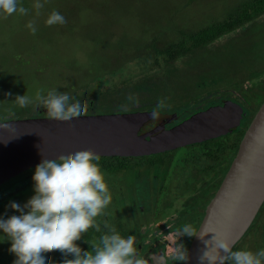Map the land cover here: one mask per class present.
Returning <instances> with one entry per match:
<instances>
[{
  "label": "rangeland",
  "instance_id": "obj_1",
  "mask_svg": "<svg viewBox=\"0 0 264 264\" xmlns=\"http://www.w3.org/2000/svg\"><path fill=\"white\" fill-rule=\"evenodd\" d=\"M248 1L41 0L44 7L37 15L33 7L36 0H20L29 9L28 15L0 12V121L28 118L44 108L36 104L21 108L15 102L17 95L34 99L39 89L45 95L51 89L66 92L72 102L87 100L90 114L154 107L166 98L167 111L183 113L187 118L194 110L213 105L208 103L220 94L240 97L255 111L264 102L262 8L229 33L191 48L177 59L179 62L156 66L155 71L144 70L140 75L135 73L141 68L130 62L139 55H154L156 49L182 39L190 44L189 36L194 32L229 19ZM53 10L60 12L67 23L47 25L45 21ZM29 21H35V34L26 27ZM122 65L125 67L120 69ZM129 96L139 102L129 101ZM210 144L207 147H213ZM207 149L194 145L189 149L192 154L180 147L152 157L131 158V163H156L122 171L113 182H107L104 173L112 201L95 219L109 225L122 223L137 232L139 239L144 232L152 231L149 224H166L177 217V222L189 223L195 229L202 207L221 178L222 167L206 170L209 160H214L204 154ZM154 169L162 172L159 188L152 182L156 178L150 177ZM34 172L31 168L0 186V217L20 214L9 204L16 202L23 207L35 194L34 181L29 180ZM263 210L244 239L264 243ZM83 239L82 235L76 243L81 244ZM90 242L98 240L91 237ZM10 247L11 241L0 229V264H13L16 259ZM237 250H241V244ZM52 253L57 257L62 252Z\"/></svg>",
  "mask_w": 264,
  "mask_h": 264
},
{
  "label": "water",
  "instance_id": "obj_2",
  "mask_svg": "<svg viewBox=\"0 0 264 264\" xmlns=\"http://www.w3.org/2000/svg\"><path fill=\"white\" fill-rule=\"evenodd\" d=\"M243 115L239 103L226 100L171 128L165 127L172 121L167 119L146 132L141 130L159 120L152 118V111L87 114L70 122L52 120L48 116L0 121L12 126L0 129V185L35 167L44 158L55 159L79 150L93 149L103 156H140L206 141L232 132L240 126ZM263 204L264 102L208 203L189 246V259L183 264H201L200 256L214 247L215 235L231 239L235 246L249 230ZM221 255H224L222 250Z\"/></svg>",
  "mask_w": 264,
  "mask_h": 264
},
{
  "label": "clouds",
  "instance_id": "obj_3",
  "mask_svg": "<svg viewBox=\"0 0 264 264\" xmlns=\"http://www.w3.org/2000/svg\"><path fill=\"white\" fill-rule=\"evenodd\" d=\"M46 2V0H45ZM33 7H44L41 0H36ZM0 12L6 15L19 13L28 15L29 9L22 6L20 0H0ZM45 23L49 26L67 23L65 17L53 10ZM35 34V21L26 25ZM128 100L138 103V98L129 96ZM66 92L51 89L44 94L43 89L36 92L35 98L17 95L15 102L21 107L36 104L47 109L49 119L70 122L73 118L86 116L89 110L87 100L81 102ZM168 105L166 98L159 100L152 111V118L159 117ZM12 127L8 122L0 123V129ZM101 155L93 149H84L69 154H61L55 159L44 158L36 165L32 177L35 194L23 205L10 202L9 206L19 215L7 219L0 217V229L11 241L9 251L16 259L13 264H46L44 253L59 250L66 257L61 264H149L136 243L137 236H122L114 226L105 222L107 232L96 243L90 242L91 251H84L76 243L82 235L95 228L101 231L96 219L112 201V194L105 181L101 165ZM172 228L171 225H169ZM177 240L181 236H195L194 227L185 223L177 228ZM175 243L165 257L171 261H187L188 250L181 243ZM214 247L200 256L201 264H264V249L256 252L247 249L233 250L234 243L222 235H215ZM221 250L224 255H221Z\"/></svg>",
  "mask_w": 264,
  "mask_h": 264
},
{
  "label": "flooded vegetation",
  "instance_id": "obj_4",
  "mask_svg": "<svg viewBox=\"0 0 264 264\" xmlns=\"http://www.w3.org/2000/svg\"><path fill=\"white\" fill-rule=\"evenodd\" d=\"M226 100H233L237 103H239L242 107H243V110H244V115H243V118L244 116L248 113V111H246L247 109V106L248 104L245 102V100H242L240 97H220V95H218L217 97L214 98V101L215 104L211 105V106H217V105H222ZM242 100V101H240ZM247 105V106H245ZM209 106V107H211ZM261 106V105H260ZM207 107V108H209ZM250 108V106H248ZM155 108L152 107L150 109H145V110H134V111H153V109ZM207 108H202L201 110H205ZM260 108V107H259ZM201 110H198V111H201ZM250 110H252L250 108ZM47 109L45 108H41V109H38L37 111H33V114H31L30 117H39V116H47ZM198 111H195V112H192L193 114L197 113ZM258 111V110H257ZM256 111V112H257ZM92 112V111H90ZM114 112H130V111H124V110H117V111H114ZM133 112V111H131ZM162 114L159 115V117H157L159 120L157 121H153L151 122L149 125H147L145 128H143L141 130V132H146V131H149V130H152L156 127V125L162 120H167V119H172L171 122L167 123L165 125L166 128H171L173 127L174 125L182 122L184 119L186 118H183V113H180V112H173V111H167V109L165 108L164 110L161 111ZM87 114H90V113H87ZM192 115V114H191ZM190 115V116H191ZM188 118V117H187ZM243 118H242V121H243ZM242 121H241V124H242ZM240 124V126H241ZM238 128V127H237ZM248 128V127H247ZM236 129V128H235ZM234 129V130H235ZM233 130V131H234ZM247 130V129H246ZM245 130V132H246ZM232 131V132H233ZM231 133V132H229ZM228 134V133H227ZM245 134V133H244ZM226 135V134H225ZM224 136V135H222ZM222 136H219V137H216V138H220ZM244 136V135H243ZM216 138H212V139H208L206 141H209V140H213V139H216ZM242 140V139H241ZM206 141H202V142H206ZM202 142H197V143H202ZM241 142V141H240ZM197 143H192V144H187L185 146H182L181 148L185 147L187 151L186 154H192L191 152H189V149L190 148H193L194 145H196ZM211 142H209L210 144ZM213 144V142L211 143ZM210 144V145H211ZM239 146H240V143H239ZM239 146H238V149H239ZM180 148V147H178ZM176 149V148H175ZM173 150V149H171ZM168 151V150H166ZM166 151H162V152H166ZM238 152V150H237ZM236 152V154H237ZM159 154L161 152H158ZM158 153H152V154H148V155H140V156H123V155H109V156H121V157H128L127 159H123V160H117L116 162L118 163L117 164V167L114 166L113 169H106V168H101L103 174L105 173L106 174V181L107 182H113L115 181L119 176V173L122 172V171H125V172H129L132 170V167L135 166L134 168H141V167H144V166H149V162H137V163H131L130 162V159L131 157L132 158H139V157H152L153 155H157ZM235 154V156H236ZM103 156V155H101ZM107 156V155H105ZM234 156V158H235ZM186 156L184 155V158ZM196 158V157H194ZM233 158V160H234ZM222 163L226 164V162H228V159L227 157L223 158L222 159ZM232 160V161H233ZM209 161H212V160H209ZM125 163V166H123L121 163ZM214 162H215V159H214ZM232 163V162H231ZM207 164V163H206ZM209 164H212V163H209L208 162V166L206 168V170L208 172H210L211 170H214L215 168L217 167H220L219 165L217 166H212L211 168H209ZM121 165V167H119ZM231 165V164H230ZM36 167V166H35ZM35 167H32V168H35ZM31 169V168H30ZM28 169V170H30ZM229 170V169H228ZM27 171V170H26ZM25 172V171H24ZM207 172V173H208ZM23 173V172H22ZM22 173L18 174L17 176L19 175H22ZM104 174V175H105ZM162 176V172H158L157 170L154 169V172L152 174H150V177H152V179H154V177L156 178L155 181H152V182H156V186L159 188L160 187V177ZM16 177V176H15ZM32 177L33 175L29 178V180H32ZM14 178V177H13ZM11 180V179H10ZM10 180L6 181L5 183L9 182ZM182 180V179H180ZM180 180L178 182V185L180 183ZM5 183H3L2 185H4ZM10 184V183H9ZM0 185V186H2ZM8 185V184H7ZM9 187V186H7ZM152 187L154 188V185L152 184ZM157 190V189H156ZM156 199V198H155ZM210 201H208L209 203ZM208 205V204H207ZM207 207V206H206ZM264 207V204L262 206V208ZM146 208V207H145ZM261 208V210H262ZM12 210V209H10ZM206 210V209H205ZM260 210V212H261ZM13 212V211H12ZM18 212V211H17ZM259 212V214H260ZM16 214V212H14ZM200 215V214H199ZM179 217H181V214L179 213ZM97 223H99L100 225V228H101V231L100 232H97L95 230V228H90L88 232L84 233L83 234V242L81 244H79V246L81 247L82 250L84 251H89V248L92 246L90 244V239L91 237H96V239L99 241L100 237L104 234V232H107L108 231V228L105 226V223H100L99 222V219L96 220ZM178 221V217L177 218H173L172 222H167L166 224H163L162 222L160 223H151L148 225V228H151L152 231L150 232H144L143 233V239H139V235L137 232L133 231V230H128L127 228H125L122 223H119V222H112L111 223V226H114L117 231L122 235V236H128V235H135L137 236V243H136V247H137V250L138 252H140L146 259H148V262L149 264H183L184 261H171L170 258H167L165 257V259H163L164 257V254H165V251H170L174 246H175V243H176V240H177V233H176V229L181 227L184 222L180 223V222H177ZM199 221V216L198 218L196 219V222H195V225L196 223ZM114 223V224H113ZM113 224V225H112ZM200 224H201V221H200ZM121 225V226H120ZM169 225L172 226V228L169 227ZM143 226V225H142ZM200 226V225H199ZM252 227V225H251ZM250 227V228H251ZM199 228V227H198ZM197 228V229H198ZM250 228L249 230L246 232V234L243 236V238L234 246L233 250L236 251L237 250V246L238 244H241V249L244 248V249H247V250H251L253 252H256L260 249H264V243H263V240H260V241H254L253 238H251V241L250 240H246L244 239V237H247L248 234H250ZM196 227H195V230H197ZM150 229H145L144 231H149ZM252 237H254V235L252 234L251 235ZM194 236H192L191 239L188 238V236H181L179 237V239L177 240V243H181L185 246V248L188 250L189 249V246L191 244V241L193 239ZM250 237V236H249ZM90 245V247H89ZM258 245H261L262 247H259ZM89 247V248H87ZM58 256L55 257L53 255L52 252H48V253H44L45 255V258H46V264H61V262L64 260V259H73L74 256L72 255H68L67 257L63 254V253H57Z\"/></svg>",
  "mask_w": 264,
  "mask_h": 264
},
{
  "label": "trees",
  "instance_id": "obj_5",
  "mask_svg": "<svg viewBox=\"0 0 264 264\" xmlns=\"http://www.w3.org/2000/svg\"><path fill=\"white\" fill-rule=\"evenodd\" d=\"M260 8H262L264 10V0H250V1L246 2L241 7V11L238 10L235 13H232V16L229 19L214 22L211 25L203 27L201 30L194 32L191 36H189V38L191 39L190 44L187 43V40L182 39L179 42L168 44L165 48L156 49L154 55L147 54V55H139L138 57H135V59L131 60L130 62L133 63L134 66H139L141 68L137 73H135V75H140L142 73H145V72H143L144 70H146V72H149L151 69H153L155 71L156 66L159 67L160 65H167L173 61H178L177 59H179L185 52L189 51L191 48L200 46V45L205 44L207 42H211L214 39H216L217 37L222 36V35L226 34L227 32L229 33L235 27L242 24L245 20L250 19L253 15H255L256 12H258V10ZM124 67H125V65H122L120 67V69H123ZM128 74L133 75L130 72H128ZM108 79H110V77ZM220 97H226V95L220 94ZM227 97L230 98V96H227ZM213 101H214V99L211 102H209L208 105L209 104H215V102H213ZM240 101H242V100H240ZM245 102L248 104L247 101H245ZM150 108H152V107H149V106L146 107L145 106L142 108H138V110L139 109L145 110V109H150ZM200 109H202V108L200 107V108L194 110V112L198 111ZM258 109H259V107H258ZM258 109H256L255 111H252L249 108L248 113L243 118L241 126L236 128L233 132L228 133V134L220 137L219 140L213 139V140H209L206 142L196 144L202 148L203 147L208 148L204 152V154L209 156V157H214L213 159H215V162H214V160L210 161L209 163H212V164H209V168H211L212 166H217V165L222 167L221 172H220L221 178L216 185V191L212 194V196L210 197V199L208 201H211V199L213 198V196L217 192L219 186L221 185V182L223 181L228 169L230 168V164H231V162H232V160H233V158H234V156L238 150L239 143H240L241 139L243 138L245 130L249 126L250 122L252 121V119L255 116L256 111ZM124 111H130L131 112V111H134V109L124 110ZM88 113H90V112H88ZM231 137H233V140H231ZM209 142H211V143L213 142V147H207L209 145ZM182 149H183L184 153H187L188 150H186V148H182ZM145 157H147V156H145ZM225 157H227L228 162H226V164L225 163L223 164L222 159ZM127 158L128 157H121V156H101V160L98 163L101 165V168H103V169L104 168L113 169L114 166L117 167V164H118L116 162L117 160H123V159H127ZM155 163H156L155 161L151 160L148 164H149V166H152ZM121 164L123 166H125L124 162ZM221 165H223V166H221ZM119 167H121V165ZM134 167L135 166H133L132 168H134ZM2 194L3 193L0 194L1 197H2ZM208 201L202 207V210H201L200 215H199V221L196 223V229L199 227L200 221H202V219L205 215V211H206L205 209H206V206L208 204ZM260 218H261V216L259 218L257 217L255 219V221L256 220L257 221L256 222L254 221L253 223L256 224L260 220ZM263 219H264V214H263ZM253 226L254 225L252 224V227Z\"/></svg>",
  "mask_w": 264,
  "mask_h": 264
}]
</instances>
